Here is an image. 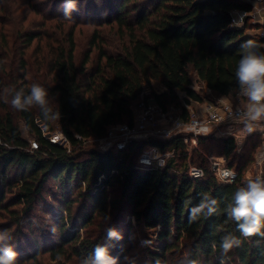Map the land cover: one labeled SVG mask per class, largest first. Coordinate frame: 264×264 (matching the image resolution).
<instances>
[{
	"label": "trees",
	"instance_id": "obj_1",
	"mask_svg": "<svg viewBox=\"0 0 264 264\" xmlns=\"http://www.w3.org/2000/svg\"><path fill=\"white\" fill-rule=\"evenodd\" d=\"M85 1L95 0H77ZM62 3L0 0V94L5 87L27 91L32 83H39L48 89L54 111L60 112V119L44 121L37 108L17 111L11 107V97L9 103L0 99V217L7 216L19 236L27 238L24 225L32 227L29 219L45 202L50 180L57 185L62 203L56 211L60 216L55 240L12 241L22 255L19 264H41L42 251L56 264H68L73 257L80 261L97 244L107 242L103 240L107 228L125 215L130 217L127 233L132 231L133 218L134 224L155 235L158 249H146V264H189L191 260L220 264L222 258L225 264H264V237H240L225 211L234 203L236 191L246 186L243 172L262 143L260 132L246 136V141L251 140L246 163H240L243 154L238 153L234 136H199L184 171L179 166L188 152L181 134L136 139L114 150L84 147L89 138H103L112 125L132 124L144 85L151 81L166 88L160 94L151 92V101L162 110L176 106L183 117L187 115L184 104L203 101L192 88V74L215 97H234L241 44L249 39L264 44V38L230 24L232 10L250 6L240 0H104L105 17L99 24L115 29L117 45L111 48L100 30H93L90 49L77 64L75 30L81 10L75 11L74 21L63 20V11H58ZM258 51L264 53V47ZM89 63L94 68H86ZM18 119L37 147L24 137ZM55 129L65 137L64 143L50 140ZM151 146L173 151L175 159L162 167H141L136 156ZM208 155L224 157L237 178L219 182ZM190 164L202 168L203 176H189ZM204 195L218 201L219 212L190 222V209ZM127 233L111 241V255L118 264L132 246ZM229 233L240 237L242 244L222 257L220 241ZM22 241L31 245L32 252L21 246ZM42 243L46 248H40Z\"/></svg>",
	"mask_w": 264,
	"mask_h": 264
},
{
	"label": "clouds",
	"instance_id": "obj_2",
	"mask_svg": "<svg viewBox=\"0 0 264 264\" xmlns=\"http://www.w3.org/2000/svg\"><path fill=\"white\" fill-rule=\"evenodd\" d=\"M63 20L74 21L73 12L78 11L77 0H63ZM233 25H237L235 21ZM238 26V25H237ZM264 47L255 40H247L241 44V56L239 58L235 78L237 88L235 96L237 99L244 98L243 106H237L230 112L229 119L234 125L240 126L237 131L243 135H251L255 132L264 134V53L258 49ZM233 90H230V95ZM17 111H29L37 108L44 121L60 119V112L54 111L47 88L39 83H32L28 90L21 87H5L0 94V99L9 103ZM231 134V132H230ZM164 160L160 161L163 166ZM235 172L231 169H224L219 179L224 183H232ZM234 203L225 209L229 220L234 221L236 230L240 237L250 239L254 236L264 237V176L257 175L255 178L249 176L246 186L240 187L234 195ZM219 212V204L215 198L204 195L201 201L189 211L190 222L196 221L201 215L212 216ZM110 217H106V222ZM52 234L56 233L53 225L50 229ZM231 233L224 235L220 241L221 256L228 254L242 244L241 238ZM123 239L122 234L115 227H108L106 230L105 243L97 244L93 250L80 258L79 264H118V258L111 255V241ZM14 236L8 230H0V264H19L18 253L12 246ZM151 244V241L145 242ZM215 249L216 244L213 242ZM62 256L57 260L63 261ZM127 259V258H126ZM156 264H160L159 261ZM189 264H197L191 260ZM220 264H225L222 258Z\"/></svg>",
	"mask_w": 264,
	"mask_h": 264
},
{
	"label": "rangeland",
	"instance_id": "obj_3",
	"mask_svg": "<svg viewBox=\"0 0 264 264\" xmlns=\"http://www.w3.org/2000/svg\"><path fill=\"white\" fill-rule=\"evenodd\" d=\"M78 3V2H77ZM104 4V0H95L92 2V4L88 3V1L81 3H78V11L81 12V19L79 23L77 24L76 30H75V39L77 43V49H76V61L77 64H80L81 60L84 58L85 52H87L90 47H89V41L91 34L93 30H100L101 35L104 37L105 41L111 46V48L116 47L117 45V40L118 36L116 34L115 29L110 27L109 25L106 24H99L100 20H104L105 14L103 15L102 13V7ZM80 5V6H79ZM58 11L62 12L63 9L61 6L59 7ZM75 12H73L72 15H74ZM31 18V16H29ZM250 34H254V32H248ZM110 48V47H109ZM10 56V55H9ZM92 58L96 57V51L92 50L91 52ZM93 63H89L86 68H94ZM192 88L195 89L199 94L202 96L203 102L206 100H214L215 95L210 93L207 89H204L201 85V83L196 80V77L194 74H192ZM143 96H148L151 97L150 93L154 92L156 94H160L164 91H166V88L159 82V81H151L150 85L145 84L144 85V90H143ZM179 99L181 103H184V96L182 93H179ZM139 101V100H138ZM233 101L238 104V105H243L244 104V98L243 99H233ZM191 104H194L193 101L190 102ZM173 106V105H172ZM171 106H168L170 108ZM176 107V106H174ZM138 110V105L135 113H137ZM16 114V113H15ZM18 124L19 127L27 139L30 141H33V138L27 133V130L25 128L24 123L18 119ZM240 126L236 125L235 128V133L238 136V138H235L236 141V147L238 150L239 154H243V157L240 158V163H246L248 160V156L245 153L249 152V147L251 145V140L246 141V136L243 135L242 133H239L237 129ZM225 130V128H224ZM58 129H55L52 134H56ZM221 131H223L221 129ZM137 139H142V138H137ZM166 139V138H164ZM263 143V140H262ZM261 143V145H262ZM197 144V141H196ZM196 144H193L191 142L186 143L187 147V160L182 162V166H179L180 171H184L187 168L184 166L186 163L188 164V161L190 160V156L192 155V148L196 146ZM260 145V146H261ZM84 147L86 149H97V150H107V149H116L114 140H102L100 138H89L84 142ZM148 149V147H144V150ZM259 149V148H258ZM257 149V150H258ZM143 150V151H144ZM257 150L253 151L254 156L257 152ZM142 151V152H143ZM165 153L167 152V159L174 158V155H171V150H165ZM140 156V155H139ZM139 156H136L137 162L139 159ZM253 156V155H252ZM215 155H208V165L210 166V159H213ZM177 158V157H176ZM177 162V161H176ZM181 160H178V164H180ZM238 163V161H237ZM226 164V161H225ZM191 165V164H190ZM196 166V165H193ZM257 175L264 176V166L262 164H256L254 161H249L246 163V167L243 172V179L247 180L249 176L255 178ZM47 189L48 191L45 193L44 198L45 202L40 203L37 205L35 208V211L33 213V216L29 219L30 223L32 224L31 228L27 227V224H25V228L23 230V234H25L28 238V240H33V238L37 240H41V242L47 241V240H55V235L57 234V231L55 234H52L50 232V228L54 225L56 227V223L59 218V213H56L57 208H60V205L62 203L59 201L60 198V191L57 188V185L54 183L53 180H50L47 184ZM7 196H10L9 194ZM56 198V200H55ZM79 206L78 202L74 205V208L77 209ZM122 221L116 222L113 226L121 233V234H126L127 233V226H126V221L130 219L129 216H121ZM133 228L132 231H128V237H127V242L129 241L128 246H131V249L128 251L127 255L125 256L124 260L122 261L121 264H146L144 261V255L146 252V249L148 250H157L158 249V243L155 242V235L153 231L150 230H145L141 226H138L134 224V219L131 218ZM108 223V222H107ZM125 223V224H122ZM98 221L96 224H94L93 228L97 227ZM6 228V229H5ZM0 230H8L12 233L14 236V240H27L24 235L19 236V233H17L16 230H14V226L10 222L7 216H1L0 217ZM106 240V239H103ZM151 241V244H147L145 242ZM47 243V242H46ZM27 252H32L31 245H28L25 243V241H22V245ZM41 249H44L43 243L40 246ZM15 249V248H14ZM18 253V251H17ZM21 254L18 253L17 259H21ZM40 259L41 264H56L54 260H51L49 258V253L42 251L40 255L38 256ZM129 257V258H128ZM127 258V259H126ZM128 260V263H127ZM68 264H79V260L75 257L69 261Z\"/></svg>",
	"mask_w": 264,
	"mask_h": 264
},
{
	"label": "built area",
	"instance_id": "obj_4",
	"mask_svg": "<svg viewBox=\"0 0 264 264\" xmlns=\"http://www.w3.org/2000/svg\"><path fill=\"white\" fill-rule=\"evenodd\" d=\"M240 1L249 5L250 8L232 10L230 13V24L232 26L245 27L248 32H254L258 37L264 38V0ZM235 21L237 25H233ZM143 92L138 101V110L134 122L132 124L124 122L112 125L107 129L106 135L100 139L114 140L115 147L121 149L132 140L150 136L170 138L181 134L185 135V143L189 141L193 144H196L199 136L209 134L214 136L230 135L236 139L238 138L234 128L236 125L229 119L230 112L234 111L238 106L233 101V99L237 98L236 96H221L215 97L214 100L184 104L187 115L183 117L180 108L171 106L168 109L166 108V110H162L151 101V97L149 99L146 96L144 97ZM239 106L242 107L243 105ZM261 135L263 143L255 154L254 162L256 164L264 162V134ZM49 138L53 142H65V137L60 131H57L56 134H51ZM31 146L33 148L37 147L36 142L32 141ZM167 154V152L161 151L158 147L151 146L140 154L138 163L141 167H162L160 161L164 160L165 165L168 161ZM171 155H174L173 151H171ZM210 168L219 182H221L219 177L224 169L233 170L225 164L224 157L210 159ZM233 171L235 172L234 181L237 178V172ZM187 172L193 178L203 176V170L198 166L189 165Z\"/></svg>",
	"mask_w": 264,
	"mask_h": 264
},
{
	"label": "crops",
	"instance_id": "obj_5",
	"mask_svg": "<svg viewBox=\"0 0 264 264\" xmlns=\"http://www.w3.org/2000/svg\"><path fill=\"white\" fill-rule=\"evenodd\" d=\"M226 97V96H225Z\"/></svg>",
	"mask_w": 264,
	"mask_h": 264
}]
</instances>
